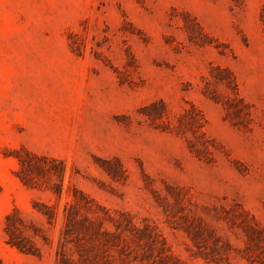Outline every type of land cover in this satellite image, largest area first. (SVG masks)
Returning a JSON list of instances; mask_svg holds the SVG:
<instances>
[{
  "label": "rangeland",
  "instance_id": "1",
  "mask_svg": "<svg viewBox=\"0 0 264 264\" xmlns=\"http://www.w3.org/2000/svg\"><path fill=\"white\" fill-rule=\"evenodd\" d=\"M58 252L264 264V0H0V258Z\"/></svg>",
  "mask_w": 264,
  "mask_h": 264
},
{
  "label": "trees",
  "instance_id": "2",
  "mask_svg": "<svg viewBox=\"0 0 264 264\" xmlns=\"http://www.w3.org/2000/svg\"><path fill=\"white\" fill-rule=\"evenodd\" d=\"M37 158V157H36ZM42 160L46 161H53L57 162L61 166L60 174L61 178L64 175L65 171V166L64 163L61 160L54 159V158H43ZM25 164V163H23ZM31 184V183H30ZM77 209H69L66 211V225L69 227L75 226V227H86L85 220L88 219V216H84L83 219H78L76 218V213ZM26 221L24 218L21 216L20 212L18 210L10 213L7 217L6 220V234H7V241L14 245L17 246L21 251L26 252V253H35L36 248L33 244L28 241H25L24 238H21V233L23 229L25 228ZM0 264H7L0 258ZM56 264H71L70 258L66 257L63 255V253L58 252V257L56 259Z\"/></svg>",
  "mask_w": 264,
  "mask_h": 264
}]
</instances>
